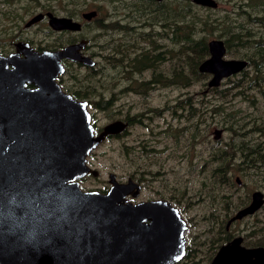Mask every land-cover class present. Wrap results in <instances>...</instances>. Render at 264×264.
Masks as SVG:
<instances>
[{"label": "water", "instance_id": "95a60500", "mask_svg": "<svg viewBox=\"0 0 264 264\" xmlns=\"http://www.w3.org/2000/svg\"><path fill=\"white\" fill-rule=\"evenodd\" d=\"M190 1L217 7L215 0ZM49 26L79 27L66 18H54ZM82 43L39 52L24 44L0 55V264H169L182 254L185 230L173 206L160 199L127 202L124 196L134 188L135 197L139 185L116 182L113 174L105 192L79 187V178L97 173L86 156L106 133L123 126L110 123L94 136L86 103L56 81L62 59L92 65L91 58L77 57ZM207 47L197 68L210 75L208 87L247 64L225 58L220 39H209ZM211 133L216 140L221 129ZM235 182L240 184L238 177ZM263 202V193L252 191L228 224ZM241 241L238 236L220 245L208 264H264V247Z\"/></svg>", "mask_w": 264, "mask_h": 264}, {"label": "rangeland", "instance_id": "374dc122", "mask_svg": "<svg viewBox=\"0 0 264 264\" xmlns=\"http://www.w3.org/2000/svg\"><path fill=\"white\" fill-rule=\"evenodd\" d=\"M20 1L17 0V3H14L12 8V11L17 13V20L20 22L14 28L19 29L20 33L18 37L20 39L29 40L33 45L39 43L43 45L58 40L65 41L75 35L71 32L45 33L47 26L43 24L37 27L23 28V21L28 17L25 16V12L31 5ZM132 1L134 0H124L123 2L127 6ZM108 5L109 3L107 6H103V9L109 11L112 9L110 17L111 20L114 19L113 22H118L119 19L121 20V24L128 22L129 26H134L133 28L136 31L142 29V27H139L137 21L142 20L140 15L143 13L132 12L133 16L130 15L129 18L126 14L123 16V13L127 12L125 7L123 9L122 7L113 8ZM217 6L221 13L232 7V1L219 0ZM32 10H35V8L33 7ZM146 15L148 17V14ZM146 21L148 23V20ZM2 28L3 26L0 23V41H8L9 35ZM104 31H107V29ZM131 33L132 38H135L136 33ZM82 34L85 35L86 32L83 31ZM109 37L119 38L121 35L110 34L105 39ZM165 37L167 38L168 36ZM86 51L88 54L90 51L93 52L92 56L95 63L91 67H75L73 64H68L66 66L67 70L60 74L64 79L61 85L62 90L65 92L70 93L76 90H83L85 85L92 86V81H88L85 76L92 73L93 69L94 71L97 70L98 59L100 57L98 55L100 52L98 43H92L91 48ZM224 57L236 58L230 55H225ZM100 60L104 61L103 58H100ZM162 66L167 68L168 62L165 61ZM162 74L170 76L171 73ZM142 76L147 78L149 72H144ZM208 78L206 77L204 80H192L186 86L172 84L161 79L160 82L150 84L149 88L141 91H123V87L126 84L125 81L120 83V87L117 83V88H105L103 90L105 97H108L111 91H117V95L107 109L102 110L93 106L92 109L90 107L95 128H101L111 119L118 116L129 117L130 124L125 133L117 137L107 138L101 143L99 141V144L95 145L86 158L88 159L87 166L97 171L96 176L85 174L79 178L82 179L81 181L79 180V187L82 190L107 188L109 186V182H107L109 174L114 175L115 181L117 180L116 182L125 183L127 178L132 179L141 185L140 192L137 194V199L139 200L168 197L170 191L175 193L176 197L170 201L174 206L184 210L183 217H188L192 221L189 234L200 236L197 240L201 242L205 237L204 235L201 236L202 232L206 228L207 230H211L204 244L200 243V256L207 251L209 240L215 235V230H218L215 223L216 220L219 218L224 219L225 215L230 214L235 209L230 207L227 213H225L224 209L219 205V196L226 194L232 201L236 197L245 199L248 186V183L245 186L242 184L236 185L235 183L230 186L223 185L216 189L218 195L214 197L203 196V193H200V189L202 188L201 180H203V173H200V155L205 156L210 146H213L217 141L220 143L227 140L230 134V132L223 130L221 127V124H223V113L211 117V107L222 99L204 91ZM118 88L121 89L119 93ZM259 89L243 90L232 88L233 95L222 100L220 103L225 108L241 107L246 114H260L264 117V100L257 93L260 92ZM240 91L245 93L247 97H243L242 94L237 93ZM253 94L256 97L255 106L254 101L247 99L248 96ZM181 101H186V103L192 105V108L195 110L192 116L188 115L187 104ZM200 109L205 111L204 121L201 125L200 121H196V117L200 114ZM244 113L239 115L238 118L242 117ZM138 114L140 115L137 116ZM195 122L199 124L190 128L189 126ZM241 124L243 125L242 132L245 133L244 137L246 140L249 142L260 141V144L263 145L261 133L250 131L252 121L248 117L237 120L234 126L240 127ZM216 127L221 129V134L218 140H213L211 132ZM200 134L202 135L200 136ZM237 140L236 138L235 141ZM142 148H145V150L141 151ZM200 149L202 150L201 153ZM181 153H183L182 158L179 157ZM156 171L159 172L156 175L149 173ZM255 189L260 190L264 194V182L262 183V187ZM133 191L134 188L129 193ZM251 191L249 190V193ZM182 192H184L185 202L188 201L187 209L180 206V200L177 201L178 196ZM216 206L218 208L211 211ZM263 213L264 210L256 214L260 220H264ZM212 215L215 216L212 217ZM200 216H206L205 224L200 223ZM216 216L218 217L216 218ZM210 218L211 220H209ZM253 219H255V216ZM193 223L194 225H192ZM208 224L214 225L215 230L207 226ZM251 224L252 220L246 218L244 221L240 223L235 222L230 226L232 236L241 235L244 237L243 244L245 246H250L249 244L254 243L255 240V236L245 234L251 230L249 228ZM254 235H257V233L254 232ZM187 236L189 235L187 234Z\"/></svg>", "mask_w": 264, "mask_h": 264}, {"label": "trees", "instance_id": "16d2710c", "mask_svg": "<svg viewBox=\"0 0 264 264\" xmlns=\"http://www.w3.org/2000/svg\"><path fill=\"white\" fill-rule=\"evenodd\" d=\"M215 1L218 3L219 0ZM229 1H232V7L220 13L218 6L203 7L190 0H135L134 5H131L134 7L132 12L148 11L145 19L148 24L140 31H136L133 26L119 25V19L116 23L96 25L102 29L101 34L87 40L88 43H98L100 51L97 70L93 69L92 73L85 76L88 81H92V86H86L91 90H77V95L73 96L102 98L105 97V88H117V83L123 80L126 83L123 89L141 91L149 88L150 84L160 82L162 73H171L170 76L163 75L164 81L181 86H186L192 80L210 78L209 74L198 71L197 67L208 56V40L215 38L222 40L225 55L244 59L247 64L241 71L222 79L216 86L208 87V78L204 91L224 100L233 95L232 88H260L257 93L264 100V0ZM131 32L136 33L135 38H132ZM128 33H131L129 37ZM110 34H120L121 37L105 39ZM100 35L102 37L99 39ZM104 50L106 51L102 53ZM165 61L168 62L167 68L162 66ZM146 71L149 76L144 78L142 74ZM58 78L61 84L64 81L62 75ZM237 93L247 97L241 91ZM116 95L117 91L109 94L112 98ZM247 99L254 101L255 106V94ZM181 102L187 104L188 115L192 116L195 111L192 105L186 101ZM220 102L211 107V117L223 113L221 127L230 134L227 140L220 143L217 141L210 146L205 156L200 155V173H203L200 193L214 197L218 195L217 188L236 184L235 177L244 186L248 183L245 199L236 197L232 201L226 194L219 196V205L227 213L230 207L236 210L242 206L249 194L258 190L255 188L262 187L264 182V117L260 114H246L241 107L225 108ZM103 104L105 106L106 102ZM242 113L243 116L238 118ZM204 114L205 111L200 109V119L199 115L196 117L200 125L204 121ZM245 117L252 121L250 131L259 132L263 136V145L260 141L246 140L242 124L240 127L234 126L237 120ZM191 125L190 128L193 127ZM201 151L200 149V153ZM246 180L249 181L245 182ZM249 190L252 191L249 193ZM217 208L218 206L211 211ZM215 223L222 230L223 219L219 218ZM252 227L257 233L254 245H264V222L257 220Z\"/></svg>", "mask_w": 264, "mask_h": 264}, {"label": "flooded vegetation", "instance_id": "af4514ba", "mask_svg": "<svg viewBox=\"0 0 264 264\" xmlns=\"http://www.w3.org/2000/svg\"><path fill=\"white\" fill-rule=\"evenodd\" d=\"M17 0H0V23L3 26L2 30L4 32H6L9 37H8V41L7 40H3L0 41V55L2 56H7L13 52H16L17 46L20 48L22 47V45L27 44L30 48H32L34 51H43V50H57L60 49L66 45H70L73 43H78L80 41H83L84 43H82L81 48L78 50V53L80 55H77V57H89L92 59V65H84L80 60H70V59H62L60 60V63L63 66V71L65 72L66 66L68 64H73V66L75 67H91L93 66L94 59H93V52H89V54L87 53V49L91 48V45L93 42L88 43L87 40L90 39L91 37H93L94 35H99L101 34L102 29L99 27H96V25H106L107 23H114L111 20L110 15L112 14V9L109 10H104L103 6H107V4L109 3V7H113V8H117V7H122V9L125 7V10L127 12L123 13V16L126 14L127 17L130 18V15L133 16L132 13V8L131 5H134V1L129 2V4L126 6V3H124V0H21L20 2H24L26 4H29L31 6H29L27 8V11L25 12V16H28L26 19H24L23 21V28H29V27H37L40 25H44L47 26V30L45 31V33H53V32H71L74 33L75 35L70 38L67 39L65 41H54L50 44H43L41 45L39 44H31L29 40H25V39H20L18 37L19 35V29H14L16 27V25L18 23H20L17 20V13L12 11L13 5ZM157 1H163V2H167V0H157ZM33 7L35 8V10H32ZM148 11L143 12V14L140 15V17L142 18V20H138V24L139 27H143L146 26L148 23H146L145 19L147 18ZM54 18H66L69 19L70 21L78 24V29L76 30H70V29H60V30H55L53 28H51L49 25L51 22H53ZM33 21L31 23H29L30 20ZM112 21V22H110ZM29 23V24H28ZM119 24H121V20L119 22ZM125 25H129L128 22L125 23ZM134 27V26H133ZM83 31L86 32V34H82ZM131 35V33H128L127 37H129ZM102 37V35H100L99 39ZM2 47V48H1ZM18 54L20 56H22V52L18 51ZM74 71V69H73ZM160 78L164 80V76L163 74L160 75ZM58 85L60 86V88L62 89V85L59 83V78L57 77L56 79ZM124 81V80H123ZM122 81L118 82V85L120 87V83ZM108 84V83H106ZM88 85L84 86V89L82 90L83 92H88L91 90V88L86 87ZM28 87H31V85H28ZM124 88V87H123ZM125 89H123L124 91ZM64 91V90H62ZM77 91V90H76ZM76 91H72L70 93L65 92L69 95H71L72 97H74L73 95H77L75 92ZM119 91H121V89L119 88ZM75 98V97H74ZM78 101H84L86 103V109L89 112L90 115V123L92 125L93 128V135L97 136L100 132L103 131V128L113 122H119L121 123L123 126L122 128H120L117 131L114 132H109L106 133L102 139L100 140L99 143H101L103 140L107 139V138H113V137H117L120 136L121 134L125 133L128 130V126L130 124V118L129 117H115L114 119H111L109 122H107L106 124H104L101 128H95L94 126V119H93V114L92 112H90L91 108L90 107H94V108H100L102 110L107 109L113 102L114 98H112L111 96L108 97H91V98H75ZM98 102V103H97ZM103 102H106L105 106L103 104ZM98 106H102V107H98ZM92 107V109H93ZM140 114H138L137 116H139ZM199 123H193L191 126L195 127L197 126ZM113 129V128H112ZM220 138V137H219ZM218 138V139H219ZM217 140V139H216ZM98 143V144H99ZM145 148H142L141 151H144ZM140 151V150H139ZM180 158H182L183 153L179 154ZM88 159L86 158V164H88ZM159 172H153V175L158 174ZM90 174V173H88ZM87 175V174H86ZM91 175V174H90ZM82 179H78V184H80V181ZM128 180V178L126 179V181ZM132 180V179H131ZM117 181V180H116ZM134 183L139 185V191L141 189V185L132 180ZM108 182V181H107ZM121 183V182H120ZM109 187V186H108ZM107 188H102V189H92V190H96L99 192H105ZM104 190V191H101ZM132 193V192H131ZM131 193H127L124 198L127 202L130 203H139V202H143V201H147V200H165L166 202H168L171 206H173L176 210L177 213L179 214L180 218L184 221L185 224V230L183 232V250H182V254L177 257L176 259H174L173 261H171L169 264H208L212 257L214 256V254L216 253L218 247L224 243H226L227 241L231 240L234 237H241V244H243L244 242V237L241 235H233L231 234L230 231V226H232L233 223L237 222L240 223L242 221H244V219L246 218H250V220H252V224L250 225L249 228H251L252 225H254V223L257 220H260V218L256 215L259 211L261 212L262 210H264L262 207H264V202L262 204V206L257 209L256 211H254L252 214L250 215H246L244 217H242L241 219H237V220H232L229 222L228 224V220L229 218L235 213L236 210H238L239 208L244 207L245 205H247L250 201V194L248 196V199L245 201V203L242 206H239V208H237L236 210H233L230 214H227L225 216V218L223 219V226H222V230H220L218 228V230L216 231L214 228V225H207L209 227H211L212 229L215 230V235L212 236V238L209 240V248L207 249V251L200 256V243L204 244L205 239L207 238V235L210 234L211 230H206L204 232H202L205 237L202 239V241L200 242V240H197L198 237L200 236H194L192 234H189V228L191 227V220L188 217H183V212L184 210L179 209L177 206H174V204L171 203L170 200H172L174 197H176L175 193L170 191V195L168 197H164V198H157V199H146V200H139L137 199V195L135 197L132 196ZM264 196V194H263ZM180 200L181 203L182 201L183 204L180 203V206L183 208H188V201L185 202V197H184V192H182L179 196L177 201ZM264 215V213H263ZM215 216V215H212ZM255 216V219H253V217ZM201 218L200 223L201 224H205L206 223V216H200ZM264 218V216H263ZM211 220V218L209 219ZM195 222V220H194ZM261 222H264V220H261ZM194 225V223L192 224ZM254 227L251 228V230L247 233H245L248 236H255L254 235ZM187 234L189 236H187ZM206 234V235H205ZM226 238V239H225ZM250 246H246V247H256V246H262L264 247V245H254V243L249 244ZM245 246V245H244Z\"/></svg>", "mask_w": 264, "mask_h": 264}]
</instances>
